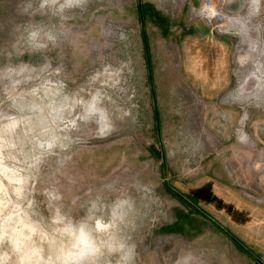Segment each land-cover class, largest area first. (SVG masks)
I'll return each instance as SVG.
<instances>
[{
	"label": "rangeland",
	"instance_id": "obj_1",
	"mask_svg": "<svg viewBox=\"0 0 264 264\" xmlns=\"http://www.w3.org/2000/svg\"><path fill=\"white\" fill-rule=\"evenodd\" d=\"M215 1L224 31L202 0H0V264H248L186 196L221 165L264 203V0ZM205 28L212 103L180 47Z\"/></svg>",
	"mask_w": 264,
	"mask_h": 264
},
{
	"label": "crops",
	"instance_id": "obj_2",
	"mask_svg": "<svg viewBox=\"0 0 264 264\" xmlns=\"http://www.w3.org/2000/svg\"><path fill=\"white\" fill-rule=\"evenodd\" d=\"M183 37L180 41L183 65L188 76L197 83L196 88L203 100L212 103L231 85L228 40L211 35L207 28L204 33L196 30ZM231 152V158L237 162H241L246 155L238 147L231 149ZM247 152L252 154L251 151ZM259 176L264 183V171ZM202 181V185L188 187L190 191L186 192V196L192 204L190 209L200 213L218 232L224 234L233 250L245 257L248 264H264V203H256L241 194L221 165L219 169L210 171ZM210 209L224 217L225 222L213 215ZM190 215V210L179 213L176 224L172 225L181 228L180 233H185V224Z\"/></svg>",
	"mask_w": 264,
	"mask_h": 264
},
{
	"label": "built area",
	"instance_id": "obj_3",
	"mask_svg": "<svg viewBox=\"0 0 264 264\" xmlns=\"http://www.w3.org/2000/svg\"><path fill=\"white\" fill-rule=\"evenodd\" d=\"M198 14L208 24L214 25L218 31H224L226 15L215 0H202Z\"/></svg>",
	"mask_w": 264,
	"mask_h": 264
}]
</instances>
